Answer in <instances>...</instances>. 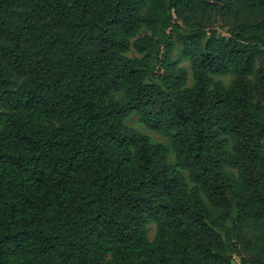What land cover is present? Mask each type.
Masks as SVG:
<instances>
[{
    "label": "trees",
    "instance_id": "1",
    "mask_svg": "<svg viewBox=\"0 0 264 264\" xmlns=\"http://www.w3.org/2000/svg\"><path fill=\"white\" fill-rule=\"evenodd\" d=\"M0 264H264V0H0Z\"/></svg>",
    "mask_w": 264,
    "mask_h": 264
},
{
    "label": "rangeland",
    "instance_id": "2",
    "mask_svg": "<svg viewBox=\"0 0 264 264\" xmlns=\"http://www.w3.org/2000/svg\"><path fill=\"white\" fill-rule=\"evenodd\" d=\"M174 58L176 57V52L174 53ZM179 64L181 66H183L189 76H190V71H189V64L187 61L184 60H180ZM231 77L230 75H225V76H217L214 77V80L216 81H221L223 84L227 85L230 81ZM126 125L132 127V128H136L138 129L141 133L147 135L150 137V139L152 140V142L155 143H162V144H168V139L160 134H157L151 130H148L147 128H145L143 125H141L138 121V118L136 116H131L127 121H126ZM173 158L170 157V160H172ZM148 239L151 241L154 237V230H155V226L154 224H150L148 227ZM235 261L237 262V259H235Z\"/></svg>",
    "mask_w": 264,
    "mask_h": 264
}]
</instances>
